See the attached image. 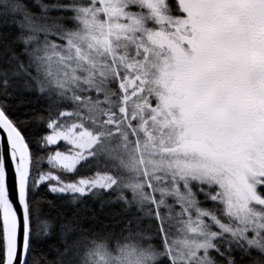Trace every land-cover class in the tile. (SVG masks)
<instances>
[{
	"label": "snow or ice",
	"instance_id": "snow-or-ice-1",
	"mask_svg": "<svg viewBox=\"0 0 264 264\" xmlns=\"http://www.w3.org/2000/svg\"><path fill=\"white\" fill-rule=\"evenodd\" d=\"M0 264H264V0H0Z\"/></svg>",
	"mask_w": 264,
	"mask_h": 264
}]
</instances>
